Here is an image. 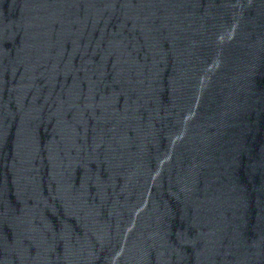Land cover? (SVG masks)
I'll list each match as a JSON object with an SVG mask.
<instances>
[{
  "label": "water",
  "instance_id": "obj_1",
  "mask_svg": "<svg viewBox=\"0 0 264 264\" xmlns=\"http://www.w3.org/2000/svg\"><path fill=\"white\" fill-rule=\"evenodd\" d=\"M0 264H264V0H0Z\"/></svg>",
  "mask_w": 264,
  "mask_h": 264
}]
</instances>
